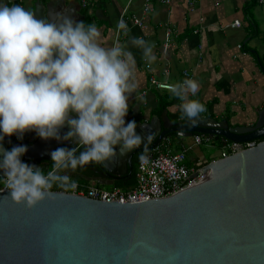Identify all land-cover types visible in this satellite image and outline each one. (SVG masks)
<instances>
[{"label":"water","instance_id":"water-1","mask_svg":"<svg viewBox=\"0 0 264 264\" xmlns=\"http://www.w3.org/2000/svg\"><path fill=\"white\" fill-rule=\"evenodd\" d=\"M34 12L37 18L55 19L39 1ZM145 132L146 144L124 155L117 152L106 166L89 164L100 182L89 180L126 185L134 157L172 134L205 135L224 145L260 142L213 160L163 199L104 202L52 191V199L28 209L14 203L8 191L1 192L0 264H264V110L249 127L204 117L196 126L186 118L174 124L165 110L137 130L142 137ZM3 143L9 150L26 145L22 161L44 171L51 166V151L74 146L43 140L35 132L22 140L5 137Z\"/></svg>","mask_w":264,"mask_h":264},{"label":"clouds","instance_id":"clouds-1","mask_svg":"<svg viewBox=\"0 0 264 264\" xmlns=\"http://www.w3.org/2000/svg\"><path fill=\"white\" fill-rule=\"evenodd\" d=\"M102 40L95 23L62 13L55 19L37 18L20 4L0 3V180L14 203L33 209L53 198V187L74 192L78 184L69 170L106 166L117 157V148L124 155L148 141L149 133H137L135 120L126 121L129 99L139 88L129 46L141 51L151 69L155 43L132 36L122 17L112 45ZM199 89V82L190 78L168 85L181 101V119L192 126L207 111L200 100L189 99ZM29 132L74 146L51 151V169L45 172L22 161L26 145L4 147L5 137L22 140Z\"/></svg>","mask_w":264,"mask_h":264},{"label":"crops","instance_id":"crops-1","mask_svg":"<svg viewBox=\"0 0 264 264\" xmlns=\"http://www.w3.org/2000/svg\"><path fill=\"white\" fill-rule=\"evenodd\" d=\"M38 1L46 13H53L55 18L56 13H62L83 21L88 12L92 23L100 29L105 46L112 45L117 22L124 12L141 17L143 10V0H0V3L20 4L34 11ZM84 2H87L86 6ZM153 6V11L144 20V28L129 24L132 36L155 43L156 61L151 69L146 68L141 51L129 46L137 61L139 81L138 91L133 94H147L129 101L126 121L135 120L136 131H139L153 118L161 117L162 114L156 113L160 98L173 96L167 91L150 89V77L174 84L182 81V72L188 69L200 84L196 96L190 95L189 99H198L205 104L207 111L202 117L227 121L231 127L254 126L264 110V4H258L257 0H172L170 5L155 1ZM236 22L240 23L239 27H233ZM167 26L172 30L170 37ZM179 106L166 109L174 124L182 121ZM192 138L178 136L173 141L175 149L173 144L171 149L174 152L181 150L183 145L192 143ZM214 144L220 150L225 146L221 141H215L211 147ZM201 148L195 147L188 153L189 166L221 158V151L217 158L210 154L206 156ZM67 174L87 186L107 190L116 186L97 185L89 180V175L75 176L71 170ZM132 178L127 179L126 185L120 184L121 188H131L134 185L130 183Z\"/></svg>","mask_w":264,"mask_h":264},{"label":"built area","instance_id":"built-area-1","mask_svg":"<svg viewBox=\"0 0 264 264\" xmlns=\"http://www.w3.org/2000/svg\"><path fill=\"white\" fill-rule=\"evenodd\" d=\"M158 1L164 5H170L172 0H143L142 16L128 15L124 12L121 17L129 24L133 23L140 28L145 27V18L153 11V4ZM199 2L201 0H195ZM258 4H264V0H257ZM87 2H84V6ZM193 10V9H192ZM120 17V19H121ZM240 23L236 22L233 27H239ZM167 35L171 36L172 30L167 26ZM197 33V32H196ZM124 37L121 36L120 39ZM170 41L166 43L169 44ZM242 49V46H239ZM194 79V74L188 69L182 72V81L185 79ZM181 81V82H182ZM169 83L162 82L155 76L149 79L150 89L158 92L168 91ZM147 93L132 94L129 101H135L138 98L144 97ZM213 140L205 135L195 134L192 138V143L183 145L181 150L174 152L171 149L173 139L167 138L155 147L150 152L145 153L144 158H140L137 163L135 174V184L129 189L113 187L110 190L100 188L98 186H87L77 182L78 187L72 193L78 196H85L94 200L104 202H121V203H141L153 199H163L171 196L176 187L193 177L195 174L203 171V168L209 163L198 162L193 166L187 163L188 153L195 147L210 144ZM260 141H251L246 143L226 142V145L221 150V158H227L231 155L243 152L248 149L255 148ZM47 172V171H46ZM53 187L52 191H55ZM8 191L0 180V193ZM64 192V191H59Z\"/></svg>","mask_w":264,"mask_h":264},{"label":"trees","instance_id":"trees-1","mask_svg":"<svg viewBox=\"0 0 264 264\" xmlns=\"http://www.w3.org/2000/svg\"><path fill=\"white\" fill-rule=\"evenodd\" d=\"M83 21L86 24L92 23V20H91L90 16L88 15V12H86L85 18H84ZM179 104H181V101L179 99L175 98L174 96H173V98H169L167 96L161 97L160 98L159 107L156 110V113L158 115H161L162 112L165 111L166 109H168L169 107L176 106V105H179ZM169 138L173 139V141H174L175 139H178V135L177 134H172ZM144 154L145 153L138 154V155H136V157L134 159V167H133L134 168V173H133V178H132L130 183L135 184V174H136V170H137V163H138L139 159L141 158V155H144ZM87 166H85L84 169L78 168L75 172L78 173V174H82L83 173L86 176H88V175L90 176L91 174H90V171H88L89 169H88ZM50 169H51V166H50L49 170ZM115 187H120L121 188L120 184H117ZM54 190L55 191H63L62 189H59L57 187Z\"/></svg>","mask_w":264,"mask_h":264},{"label":"rangeland","instance_id":"rangeland-1","mask_svg":"<svg viewBox=\"0 0 264 264\" xmlns=\"http://www.w3.org/2000/svg\"><path fill=\"white\" fill-rule=\"evenodd\" d=\"M214 142H211L210 144H205L202 146V150L206 153V156H208L209 154L210 155H214V157H219L220 156V149H219V146L217 144H214L215 146L211 147V145L213 144ZM217 143V142H216ZM174 145V144H173ZM175 149V145L173 147Z\"/></svg>","mask_w":264,"mask_h":264},{"label":"flooded vegetation","instance_id":"flooded-vegetation-1","mask_svg":"<svg viewBox=\"0 0 264 264\" xmlns=\"http://www.w3.org/2000/svg\"><path fill=\"white\" fill-rule=\"evenodd\" d=\"M135 157H136V156H135ZM135 157H134V159H135ZM91 166H92V165H91ZM87 167H88V166H87ZM133 167H134V160H133ZM88 168H89V170H90V174H91L90 177L93 178V179H97V180L100 182V178H99L98 176H95V174L91 172V168H90V167H88ZM83 169H84V168H83ZM89 170H88V171H89ZM133 173H134V168H133ZM72 174L75 175V176H80V177H83V175H84L83 173H82V174H78V173H76L75 171H74V172L72 171ZM132 177H133V176H132ZM96 184L99 185L98 182H96Z\"/></svg>","mask_w":264,"mask_h":264}]
</instances>
